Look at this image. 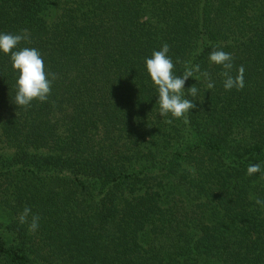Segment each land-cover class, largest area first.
<instances>
[{
    "label": "trees",
    "instance_id": "obj_1",
    "mask_svg": "<svg viewBox=\"0 0 264 264\" xmlns=\"http://www.w3.org/2000/svg\"><path fill=\"white\" fill-rule=\"evenodd\" d=\"M23 29L57 79L17 106L0 52V264H264V179L247 175L264 169V0H0V33ZM164 43L176 75L190 61L215 82L186 81L188 124L158 113L145 61Z\"/></svg>",
    "mask_w": 264,
    "mask_h": 264
},
{
    "label": "clouds",
    "instance_id": "obj_2",
    "mask_svg": "<svg viewBox=\"0 0 264 264\" xmlns=\"http://www.w3.org/2000/svg\"><path fill=\"white\" fill-rule=\"evenodd\" d=\"M27 29L21 30L18 34L0 33V52L9 55L14 71L18 72L16 81V95L14 103L17 106L28 108L33 101H47L52 83L57 79V74L46 71L45 62L40 51L36 48H18L22 41H29ZM170 46L164 43L160 50L153 51L151 58H147L146 70L155 86L158 94L157 104L159 105V115L165 119V123L172 124L173 119H182L185 124L189 123L188 114L196 107L193 99H186V95L192 98L197 97L199 89L196 85L185 91V83L190 78L199 81L201 77L206 82L207 89L215 87V82L211 80L207 71H201L200 65H193L190 61L185 62L182 75L174 72V63L168 55ZM210 63L220 66V75L223 79V87L226 91L232 89L242 90L245 86V69L241 65L235 76H233V56L223 50H213L209 55ZM260 174L264 179V169L259 163L250 164L247 168L249 177ZM255 203L264 208V200L256 198ZM29 216L31 220L29 221ZM19 222L28 224V230L35 233L39 228V215H32L31 209L25 207L20 213Z\"/></svg>",
    "mask_w": 264,
    "mask_h": 264
}]
</instances>
